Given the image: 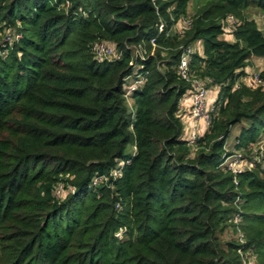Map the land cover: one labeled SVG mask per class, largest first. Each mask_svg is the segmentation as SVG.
I'll list each match as a JSON object with an SVG mask.
<instances>
[{
  "label": "trees",
  "instance_id": "trees-1",
  "mask_svg": "<svg viewBox=\"0 0 264 264\" xmlns=\"http://www.w3.org/2000/svg\"><path fill=\"white\" fill-rule=\"evenodd\" d=\"M189 1L0 0V264H264V87L241 83L264 58L248 16L264 0H207L178 34ZM95 41L120 57L97 61ZM206 77L210 124L190 145ZM236 151L251 168H228Z\"/></svg>",
  "mask_w": 264,
  "mask_h": 264
},
{
  "label": "built area",
  "instance_id": "built-area-1",
  "mask_svg": "<svg viewBox=\"0 0 264 264\" xmlns=\"http://www.w3.org/2000/svg\"><path fill=\"white\" fill-rule=\"evenodd\" d=\"M236 22V19L232 15H228L224 19V30L225 32L231 34L233 31V26ZM192 24V19L190 17H182L178 20L177 24L173 26V30L178 34H183L184 28L190 27ZM180 25V26H179ZM182 25V26H181ZM163 23L159 24V30H162ZM151 43L155 46V39H151ZM91 52L93 53L94 58L97 61L110 60L114 58H119L120 53L115 50L112 44L106 41H95L90 46ZM193 52L192 46H187L183 49L180 62L178 65V73L182 77L187 75V64L190 59V54ZM193 85L195 88L194 93L192 94V106L190 107V117L188 120H185L186 133L185 138L189 141L190 145H194L201 136L202 132L210 124V113L213 111L212 105L208 107L207 103V94L209 89V84L212 82L211 78L204 79H194ZM241 83L249 88L264 87V78L261 76L260 71H248L245 76L242 78ZM139 84V81H134L131 86L126 85V95L130 92L131 89L135 88ZM238 83L235 85L237 86ZM211 88V87H210ZM217 88V87H216ZM262 150V149H261ZM237 154V155H236ZM264 156V150L262 152ZM243 158L240 156V152H233L229 157L225 159V164L230 170L234 173L240 171L242 168H238L239 162H243ZM114 175L118 174V170H115ZM98 179H95L97 181ZM253 257V256H252ZM251 257V258H252ZM242 264H247L246 259Z\"/></svg>",
  "mask_w": 264,
  "mask_h": 264
},
{
  "label": "rangeland",
  "instance_id": "rangeland-1",
  "mask_svg": "<svg viewBox=\"0 0 264 264\" xmlns=\"http://www.w3.org/2000/svg\"><path fill=\"white\" fill-rule=\"evenodd\" d=\"M206 1L207 0H190L189 3H188V6H187L186 17H191L193 14H195V12L198 10V8L201 5H203V3L206 2ZM248 16H249V18H253L258 23L257 25L260 27L261 31L264 34V12H262V11L256 9V8H250L248 10ZM177 30H179V29L177 28L176 31ZM225 35L226 34H222L221 37L223 38V37H225ZM195 46L198 48L199 51L201 50V45H200L199 42L197 44H195ZM249 66H253V68H252L253 70H251V72L252 71H255V72L258 71L260 67H264V58L262 59V63H259L257 61V62H254L252 64V62H251V64ZM133 82H134V77H131V78H129L126 81V84H127V86H130ZM212 92H208V94H207L208 105H210V106L212 105V103L214 102V99H215V98L211 99L212 96L214 95V92L213 93ZM240 127H241V125H235L232 128V130L230 131V133L228 134L227 139H226V145H227L228 149H232L233 148L234 143H235V137L237 136ZM257 148L258 147L256 145L253 146V153H254L253 158H255L256 162H259L262 166H264V156L262 157V155H260L259 153L256 154ZM262 150H264V149H262ZM237 166H238L239 169L240 168H245V167H247V168L250 167L251 168V165L249 164V161H247V160L243 161V162H239V165H237ZM246 256H247L246 257L247 264H256L255 256L252 257V255L250 253L247 254Z\"/></svg>",
  "mask_w": 264,
  "mask_h": 264
},
{
  "label": "crops",
  "instance_id": "crops-1",
  "mask_svg": "<svg viewBox=\"0 0 264 264\" xmlns=\"http://www.w3.org/2000/svg\"><path fill=\"white\" fill-rule=\"evenodd\" d=\"M257 23V22H256ZM258 24V23H257ZM259 27V26H258ZM259 29H260V27H259ZM222 38V37H221ZM223 39H225V40H227V41H232L233 39H232V35L231 34H226L225 35V37H223ZM198 49V48H197ZM262 59H263V57H256V56H253L252 58H251V62H252V64L254 63V62H259V63H262ZM254 61V62H253ZM255 66V65H254ZM251 68V69H250ZM253 68V66H247L244 70H245V72H248V71H251V70H253L252 69ZM258 71H264V67H260L259 68V70ZM214 92V95L212 96V98L211 99H214L215 98V96H216V94H217V92H216V89H210L209 90V92ZM212 92V93H213Z\"/></svg>",
  "mask_w": 264,
  "mask_h": 264
}]
</instances>
